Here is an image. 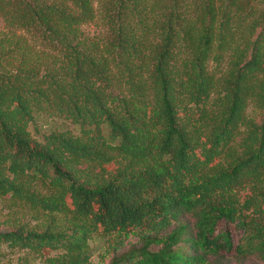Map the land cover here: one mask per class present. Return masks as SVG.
<instances>
[{
    "label": "trees",
    "instance_id": "trees-1",
    "mask_svg": "<svg viewBox=\"0 0 264 264\" xmlns=\"http://www.w3.org/2000/svg\"><path fill=\"white\" fill-rule=\"evenodd\" d=\"M0 23V251L103 264L90 241L133 234L109 264H264V0H0Z\"/></svg>",
    "mask_w": 264,
    "mask_h": 264
},
{
    "label": "rangeland",
    "instance_id": "rangeland-1",
    "mask_svg": "<svg viewBox=\"0 0 264 264\" xmlns=\"http://www.w3.org/2000/svg\"><path fill=\"white\" fill-rule=\"evenodd\" d=\"M85 29L89 32L94 30V26L88 25ZM7 32V28L0 23V33ZM31 133L36 138L40 139L41 134L48 133L52 130H71L72 133L77 134L78 129L67 120H63L57 117H48L42 114H38L35 118V122L29 126ZM113 168L112 165L107 166L108 170ZM6 202L0 201V230L5 228L2 221L6 220L8 215V209L6 208ZM116 236H96L90 241L92 248V260L93 262L102 261L103 264H109L113 255L126 251L131 246H138L140 243L137 241V236L130 234L127 239H123L122 243L115 246ZM0 264H42V258L32 257L24 250H10L7 247L1 248ZM27 255V257H25ZM26 260V261H24ZM245 264H261L255 259L250 258L245 261Z\"/></svg>",
    "mask_w": 264,
    "mask_h": 264
}]
</instances>
